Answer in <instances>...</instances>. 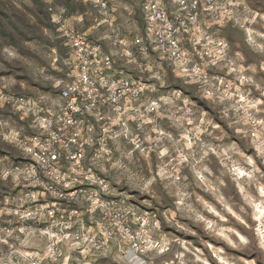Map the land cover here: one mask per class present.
Returning a JSON list of instances; mask_svg holds the SVG:
<instances>
[{"label":"rangeland","instance_id":"1","mask_svg":"<svg viewBox=\"0 0 264 264\" xmlns=\"http://www.w3.org/2000/svg\"><path fill=\"white\" fill-rule=\"evenodd\" d=\"M203 7L192 39L219 65L207 79L155 70L159 106H143L118 138L97 137L82 171L66 175L74 198H46L59 205L52 233L40 226L24 237L15 231L23 194L14 170L25 161L17 139L36 133L26 103L57 109L71 79L65 30L117 56L118 42L144 34V22L138 0H108L105 9L94 0H0V264H264L255 208L264 206V0ZM125 69L142 76L135 64Z\"/></svg>","mask_w":264,"mask_h":264},{"label":"built area","instance_id":"2","mask_svg":"<svg viewBox=\"0 0 264 264\" xmlns=\"http://www.w3.org/2000/svg\"><path fill=\"white\" fill-rule=\"evenodd\" d=\"M94 1L107 7L108 0ZM138 1L144 34L130 42H118L123 50L117 56L104 52L87 33L65 30L73 73L63 86L57 109H40L22 100L33 113L36 133L17 139L25 156L21 167L14 170L23 194L21 210L16 211L19 226L15 231L19 235H40V226L51 225L43 232L50 235L59 205L50 204L46 198H74H68L65 192L76 180H69L66 175L82 171L87 150L101 141L97 137L114 140L119 137L118 130L139 119L143 106H159L161 101L153 96V84L161 77L155 70L167 65L183 77H191L192 73L196 78L207 79L209 70L219 65L218 55L204 61L197 52L198 43L192 39L202 30V15L210 10L203 7L205 0H173L174 7L167 0ZM214 46L221 48L223 44ZM131 64L139 67L142 77L137 79L125 69ZM255 128L259 129V125ZM254 136L257 138L258 132ZM3 230L16 233L12 226ZM63 235L76 236L70 232Z\"/></svg>","mask_w":264,"mask_h":264},{"label":"bare ground","instance_id":"3","mask_svg":"<svg viewBox=\"0 0 264 264\" xmlns=\"http://www.w3.org/2000/svg\"><path fill=\"white\" fill-rule=\"evenodd\" d=\"M237 171L239 172V175L241 177H244V176L247 175L245 170H243L242 168H237ZM260 191H261L262 194H264V190L263 189H260ZM255 208H256V216H257L258 220L262 221V219L264 218V206L261 203H259V204H256Z\"/></svg>","mask_w":264,"mask_h":264},{"label":"flooded vegetation","instance_id":"4","mask_svg":"<svg viewBox=\"0 0 264 264\" xmlns=\"http://www.w3.org/2000/svg\"><path fill=\"white\" fill-rule=\"evenodd\" d=\"M161 79V78H160ZM208 83H209V81H208ZM208 83H207V85H208ZM153 86H154V94L156 93V83L154 82V84H153ZM160 93H161V91H160ZM170 94L171 92L170 91H167V90H165V91H162V93L161 94ZM182 94V93H181ZM155 98H156V96H155ZM182 97H181V95H178V99L180 100V101H182V99H181ZM180 106H183V105H180ZM187 106V105H186Z\"/></svg>","mask_w":264,"mask_h":264},{"label":"crops","instance_id":"5","mask_svg":"<svg viewBox=\"0 0 264 264\" xmlns=\"http://www.w3.org/2000/svg\"><path fill=\"white\" fill-rule=\"evenodd\" d=\"M133 76H134V75H133ZM134 77L137 78V79L139 78V77H136V76H134ZM141 77H142V76H141Z\"/></svg>","mask_w":264,"mask_h":264}]
</instances>
